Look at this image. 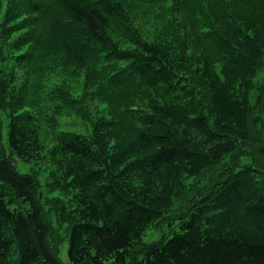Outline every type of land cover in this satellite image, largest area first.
<instances>
[{"label": "trees", "instance_id": "16d2710c", "mask_svg": "<svg viewBox=\"0 0 264 264\" xmlns=\"http://www.w3.org/2000/svg\"><path fill=\"white\" fill-rule=\"evenodd\" d=\"M163 1H8L0 264H64L39 183L17 162L68 193V264H264V82L252 84L264 71V0H175L173 21ZM102 62L124 67L92 97L115 102L97 119L61 68L88 81ZM135 82L145 93L133 106L119 94ZM75 117L93 133L67 129ZM164 221L170 236L145 246Z\"/></svg>", "mask_w": 264, "mask_h": 264}, {"label": "rangeland", "instance_id": "374dc122", "mask_svg": "<svg viewBox=\"0 0 264 264\" xmlns=\"http://www.w3.org/2000/svg\"><path fill=\"white\" fill-rule=\"evenodd\" d=\"M9 0H0V22H2L4 10ZM175 0H164L162 2L163 10L165 11L166 19L169 21H173V17L170 20L169 12L173 10L175 5ZM182 2V0L180 1ZM176 16H180L179 12L176 13ZM29 51V50H28ZM126 66V65H125ZM124 65L119 63H111L107 64L102 62L96 69H99L93 73L92 77L89 78L88 81L86 79H81V73L77 68L71 66H64L61 68V73L64 77L63 84H70L71 88H74V99L76 104L81 108V110L88 112H92L93 115L99 119L103 113L108 115L113 112L115 108V102L110 101V99H106V101L102 102H92V97H96L99 95H108V89L103 83L109 81L112 74ZM264 82V71L259 73L256 78L253 80L252 84L254 89L259 87L261 83ZM136 84V85H135ZM132 87L126 89L119 94V97L122 99L131 100L132 97L136 98L133 106L138 105L141 102L143 87L141 84L134 83L131 84ZM89 92V93H88ZM126 93V94H124ZM90 94V95H89ZM251 98L254 101L256 98L255 91L251 93ZM122 107V105H119ZM135 110V107H133ZM90 113V114H92ZM8 110L0 111V136L2 140V145L5 147L7 144V129L6 125L8 123ZM86 124L82 119L75 117L67 123V129L73 131H85L86 128L89 130L88 135L93 133V127L89 124V126L85 127ZM65 125V124H64ZM92 128V130H91ZM17 167L19 172L22 175H31L37 179L40 187V202L43 208L45 217L47 219L48 224L51 228L56 232V239L58 240V257L64 263L68 264L67 258V249H68V232L69 225L65 221L68 212L71 209V199L66 191L62 189V186L59 185L55 180H53L52 176L45 170L38 171L33 170L31 167L24 165L22 162H17ZM198 179H186L185 180V188L186 190H190V187H197ZM205 184L206 181H203ZM178 207V204H177ZM171 217V214L167 215V218ZM168 221V219L166 220ZM160 222L153 225L145 239V246H150L152 244L160 242L164 238H168L171 233V228L167 225V222ZM169 222V221H168Z\"/></svg>", "mask_w": 264, "mask_h": 264}]
</instances>
